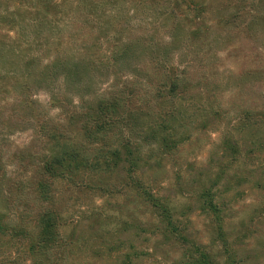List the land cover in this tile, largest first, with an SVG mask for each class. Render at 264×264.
Wrapping results in <instances>:
<instances>
[{"label":"rangeland","instance_id":"1","mask_svg":"<svg viewBox=\"0 0 264 264\" xmlns=\"http://www.w3.org/2000/svg\"><path fill=\"white\" fill-rule=\"evenodd\" d=\"M122 1V7L136 3ZM248 1L240 8L235 0H156L146 6L178 10L176 19L182 20L187 41L182 47L169 46L168 20L155 26L143 18L135 22V32L154 46L170 48L168 55H159L161 65L186 74L179 79L187 84L185 105L205 110L194 124L172 123L174 144L168 151L158 145L152 153L144 141L143 161L133 179L158 194L177 229L157 217L136 187H126L134 186L126 179L129 166L108 174L87 172L74 179L78 187L69 181L57 185L63 194L61 232L71 243L59 254L58 264H264V13L253 21L264 2ZM237 8L242 14L233 20ZM147 58L148 72H160L159 59L153 66ZM37 100L66 126L61 112L50 107L48 93H38ZM2 113L0 150L7 166L1 168L8 172L7 181H13L33 167L15 157L42 152L44 144L30 123L23 131L7 133L5 124L18 121L10 118L11 105ZM249 123L255 124L252 132L246 128L241 133ZM210 198L216 215L207 205ZM26 204L31 208L18 203L12 211L17 223L19 214L38 212L31 198ZM34 226L30 223L28 229ZM22 238L17 243L0 235V262L15 251L20 264H30L28 242Z\"/></svg>","mask_w":264,"mask_h":264},{"label":"trees","instance_id":"2","mask_svg":"<svg viewBox=\"0 0 264 264\" xmlns=\"http://www.w3.org/2000/svg\"><path fill=\"white\" fill-rule=\"evenodd\" d=\"M154 1L136 0L133 7H122V0H0V117L11 105L10 118L18 122L8 121L7 133L23 131V125L30 123L36 139L44 144L42 152L15 157L33 167L13 181H7L8 172L1 168L7 163L0 150V235L17 243L24 236L30 264H58L59 254L69 248L71 243L61 232L63 194L57 185L69 181L78 187L74 179L87 172L108 174L129 166L126 179L134 186L126 187H136L156 208L157 217L177 229L158 194L133 179L143 161L144 141L152 153L158 145L168 151L174 144L172 123L194 124L205 110L185 105L187 84L179 79L186 74L161 65L159 55H168L170 48L154 46L135 32V22L142 23L143 18L155 21V26L168 20L169 46L186 44L182 20L176 19L178 10H146ZM235 1L238 8L249 2ZM238 8L233 20L242 14ZM255 13L257 22L264 9ZM146 58L151 65L159 59L163 72H148ZM40 92L49 94L50 107L61 112L66 126L54 121L37 100ZM255 124H247L241 133L252 132ZM30 198L38 212L19 214L17 223L15 205L31 208L26 204ZM207 205L215 215L219 213L212 198ZM30 223L35 225L31 230ZM18 260V252L13 251L0 264H20Z\"/></svg>","mask_w":264,"mask_h":264}]
</instances>
